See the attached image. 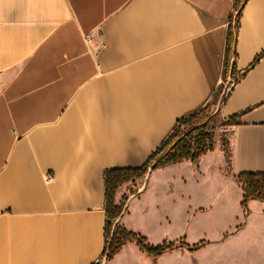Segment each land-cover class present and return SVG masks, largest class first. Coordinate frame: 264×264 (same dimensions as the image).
Masks as SVG:
<instances>
[{
    "label": "crops",
    "instance_id": "0c3cea01",
    "mask_svg": "<svg viewBox=\"0 0 264 264\" xmlns=\"http://www.w3.org/2000/svg\"><path fill=\"white\" fill-rule=\"evenodd\" d=\"M235 13L236 0H0V264L101 260L105 171L144 165L212 102ZM236 52L237 79L215 106L221 124L240 116L223 125L234 179L264 172V0L244 5ZM219 160L225 171L215 143L197 164L152 171L140 196L122 187L118 224L143 232L160 179L184 167L205 177ZM132 244L109 262L139 257Z\"/></svg>",
    "mask_w": 264,
    "mask_h": 264
},
{
    "label": "rangeland",
    "instance_id": "374dc122",
    "mask_svg": "<svg viewBox=\"0 0 264 264\" xmlns=\"http://www.w3.org/2000/svg\"><path fill=\"white\" fill-rule=\"evenodd\" d=\"M220 121L218 116L214 120L215 143L224 149L228 133ZM194 169H175L159 180L156 223L147 220L139 233L154 245L166 241L192 246L205 241V246L195 251L177 249L157 259L137 247L139 257L127 250L114 264H264V202L254 200L242 206L243 191L231 175L230 164L224 171L220 160L212 163L205 167V177ZM173 177L170 191L169 184L162 183ZM145 178L138 183L143 185ZM138 183L129 185L131 195L139 192Z\"/></svg>",
    "mask_w": 264,
    "mask_h": 264
},
{
    "label": "trees",
    "instance_id": "16d2710c",
    "mask_svg": "<svg viewBox=\"0 0 264 264\" xmlns=\"http://www.w3.org/2000/svg\"><path fill=\"white\" fill-rule=\"evenodd\" d=\"M247 1L236 0V13L231 15L229 19L223 73L224 83L228 81L230 76L234 81L237 79L235 64L236 47L240 29V18ZM224 83L220 86L212 102L198 112L178 121L169 138L152 154L144 165L137 168H115L105 171L106 248L101 260L94 264H102L106 254L108 261L114 259L130 243H135L142 252L152 259H157L177 249L187 248L195 251L205 246V241L192 246L186 242L166 241L154 245L149 242L148 237L143 236L141 233L128 230L119 224L115 226L125 205V199L117 202L116 195L122 187L129 186L130 184L135 185L144 179L151 167L152 171H155L186 161L197 164L203 156L214 151V120L218 115V112H215V106L224 89ZM222 100H225V97ZM239 119V115L233 116L226 120L223 125L226 127L237 125ZM223 142L225 156L228 164H230L229 140L226 138ZM236 179L243 191L242 206L247 207L248 203L254 200L264 202V172H241L236 176Z\"/></svg>",
    "mask_w": 264,
    "mask_h": 264
},
{
    "label": "water",
    "instance_id": "95a60500",
    "mask_svg": "<svg viewBox=\"0 0 264 264\" xmlns=\"http://www.w3.org/2000/svg\"><path fill=\"white\" fill-rule=\"evenodd\" d=\"M233 61H234V59H233ZM230 79H231V78H230ZM151 172H152V167L150 168L149 172H148L147 175H146V181H145V186H144V187H146V185H147V182H148V180H149V176H150V173H151ZM143 189H144V188H143ZM141 192H142V191H139L138 193L131 195V198L137 196V195H138L139 193H141ZM131 198H129V200H130ZM129 200H128V201H129ZM128 201L126 202V204H125V206H124V210H123L121 216L117 219V221H116V223H115V226L118 225L120 219H121L122 216L126 213V210H127V207H128ZM107 261H108V257H107V254H106L105 257H104V259H103V261H102V264H106Z\"/></svg>",
    "mask_w": 264,
    "mask_h": 264
},
{
    "label": "built area",
    "instance_id": "2783aa9c",
    "mask_svg": "<svg viewBox=\"0 0 264 264\" xmlns=\"http://www.w3.org/2000/svg\"><path fill=\"white\" fill-rule=\"evenodd\" d=\"M234 84H235V81L232 80V78L228 79V81L225 83V86H224L222 98L227 96L228 92L231 90V88L233 87Z\"/></svg>",
    "mask_w": 264,
    "mask_h": 264
}]
</instances>
